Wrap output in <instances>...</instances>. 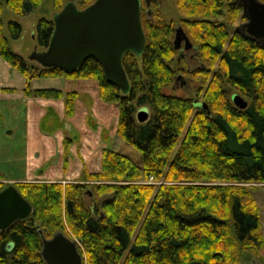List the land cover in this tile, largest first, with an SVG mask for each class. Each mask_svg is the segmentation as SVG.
Instances as JSON below:
<instances>
[{"label":"trees","instance_id":"obj_1","mask_svg":"<svg viewBox=\"0 0 264 264\" xmlns=\"http://www.w3.org/2000/svg\"><path fill=\"white\" fill-rule=\"evenodd\" d=\"M42 1L4 4L23 16ZM51 1L60 11L68 0ZM72 1L84 8L94 0ZM176 1L180 12L191 16L181 25L202 65L194 72L207 78L208 67L218 61V71L199 88L198 101L206 107L162 91L173 86L178 50L172 42L175 25L157 12L140 8L145 47L140 55L122 57L127 92L107 80L92 57L70 71L29 64L10 48L0 19V56L25 77V95L63 99L68 117L76 91L32 89L29 81L61 74L96 80L99 98L118 103L115 133L141 156L137 164L104 147L98 170L65 183H8L4 180L21 179L23 170L6 175L0 169V190L12 184L31 205L28 217L0 228V264H47L40 254L42 239L59 231L78 241L82 264H241V252L262 246L258 206L243 183L264 181V44L237 31L229 36L226 23L213 19L225 15L233 21L242 11L238 0ZM7 28L10 38L20 37L17 21H8ZM52 30V19H38L42 50ZM231 89L246 99V107L233 104ZM143 106L149 115L139 121L136 111ZM43 121L48 131L60 128L62 119L49 111ZM148 178L162 181L143 182Z\"/></svg>","mask_w":264,"mask_h":264},{"label":"water","instance_id":"obj_2","mask_svg":"<svg viewBox=\"0 0 264 264\" xmlns=\"http://www.w3.org/2000/svg\"><path fill=\"white\" fill-rule=\"evenodd\" d=\"M152 1L145 0L147 6ZM141 0H94L78 8L68 0L53 21V30L46 49L34 51L29 58L43 68L57 67L63 71L75 69L86 58H94L102 67L107 80L123 92L129 81L122 65L126 52L140 55L145 47V35L140 18ZM242 12L247 20L242 27L247 34L264 44V3L259 0H241ZM173 46L188 50L193 46L181 25L174 28ZM233 104L238 108L247 105L246 99L234 92ZM195 107H206L203 101H194ZM148 108L137 109L139 121L147 119ZM31 213V205L12 184L0 190V228L8 227L17 219ZM78 241L62 232L42 239L40 254L47 264H82Z\"/></svg>","mask_w":264,"mask_h":264},{"label":"rangeland","instance_id":"obj_3","mask_svg":"<svg viewBox=\"0 0 264 264\" xmlns=\"http://www.w3.org/2000/svg\"><path fill=\"white\" fill-rule=\"evenodd\" d=\"M264 1V0H262ZM0 19L2 21V29L4 34L8 37L9 39V46L10 48L16 52L17 54L21 55L26 61L31 64V65H37L35 61L31 60L29 58V55L34 52V51H41L42 48L37 44L36 41V24L39 18L45 17L46 19H53L56 10L52 6V1L51 0H43L41 4L28 12L27 14L20 16L14 13L11 9H9L5 4L4 0H0ZM140 7L143 12H148L149 15L151 12H157L159 14V17L163 19L164 21H172V23L177 26L181 25L183 19H191V16H186L183 13L180 12L178 6H177V1L176 0H157V1H152L149 6L146 5L145 0H141L140 2ZM214 20L221 21L226 23V28L228 31V35L230 36L234 31L235 27L240 25L241 23L245 22V17L242 15V11L239 10L234 18L233 21H228L226 19V16H217L213 18ZM10 20H15L21 25V35L17 39H12L10 38L8 28H7V23ZM182 26V25H181ZM194 43V42H193ZM177 57V60H176ZM0 56V86H10L7 84H10L8 82L11 81V86H15L17 91L16 94L10 95L12 96L13 99H21L22 94H21V89L25 87L26 79L25 77L15 68H10V70H5L3 67H11L10 65ZM173 67L177 70L175 74V80L173 83V86H166L162 89L164 93L167 94H173L176 96L180 97H187L191 98L192 100H202V90L208 83L210 77L214 74V72L218 71V61L215 62V64L211 68L210 72L207 76V78H203L202 75H199L198 73L194 72L199 67H201V63L199 62L198 59V54L196 52V47H192L191 49L185 50L183 49V46L180 50H178V55L175 56V59L173 61ZM206 67H204L205 69ZM69 77V76H68ZM74 78V77H71ZM91 79V78H89ZM8 80V82H7ZM94 83H96L97 89H98V82L94 79H92ZM68 78L64 75H58L54 77H41V78H32L29 81V87L30 88H56V89H61V88H73L70 87V82H68ZM199 88H201V92H199ZM232 92H237L235 89L230 90V94ZM23 93V89H22ZM80 94L77 92V97ZM9 95L0 94V111L1 112V119H0V125H1V130L4 132L7 128L11 127V130L13 132L17 128H21L24 125V107L21 106V103H18V101L13 102V110L15 116L12 114V111L10 110L11 106L9 105V101L4 102V98L9 99ZM76 97V99H77ZM19 99V100H20ZM56 99V98H54ZM61 99V98H57ZM63 100V99H61ZM102 100V99H101ZM103 101V100H102ZM83 106H80L76 108L78 109H86L89 112L90 118H94V113L92 109H90V104L89 102L82 101ZM107 102V101H105ZM64 103V100H63ZM107 105H112V110L107 108L105 112L108 114L109 118L111 117L112 119V125L114 126V134L115 138H109V141L107 143V147L112 148L114 150H117L120 153H123L127 156H129L134 162L137 164H141V156H140V151L133 146L132 144H129L125 142L120 136H118L115 133V126L117 122V117H118V103L117 102H108ZM64 106V104H63ZM16 107V108H15ZM109 107V106H108ZM3 108V109H2ZM85 110V111H86ZM47 111V110H46ZM64 111V108H63ZM59 112V111H58ZM60 113V112H59ZM46 114V112H45ZM59 116V114L57 113ZM13 119V126H11V121L9 120ZM61 115L59 116V119H61ZM63 116L61 123L62 130V136L59 133H56V131L59 129H49L48 131L44 129V122H41L39 119L38 121V126L40 129L41 133L44 134H49L51 135V138L54 139L55 145H51L53 150H54V156H60L62 157V153L57 151L58 145L59 144H65V140L63 139V129L65 127L68 128V122L70 123V120ZM80 123V119L78 120ZM91 122V121H90ZM103 136H104V131ZM65 136H68L69 133L67 130H65ZM7 134H2V137L5 138ZM95 136H97V132L95 133ZM71 137V136H70ZM73 138V137H72ZM1 140H3L1 138ZM73 145L70 146L68 150V155H73L74 148H80V145L82 144L81 141V136L80 133L77 132V137L75 139H72ZM54 144V143H53ZM54 162L55 159L53 158ZM76 163V162H74ZM52 164L48 163L47 165ZM14 166L9 165L6 168H2L1 173H4L6 175H12V174H17L21 172L22 169H20L16 163L13 164ZM71 166V162L69 164ZM47 167V166H46ZM78 170H82L79 167H77ZM72 170V169H71ZM83 171H88L86 169L81 171L80 176H77L78 173L76 172L75 175L65 173V178L66 181H75V180H80ZM92 171V170H90ZM69 172V171H68ZM71 173V172H70ZM45 175L40 178L39 176L34 177L33 180H46L44 179ZM151 182H148V181ZM5 182L10 183V179L4 180ZM47 181V180H46ZM51 181V180H48ZM55 181V180H52ZM57 181V180H56ZM162 181H155L154 179L148 178V180H145L144 182L146 183H155L158 184ZM61 182V181H60ZM62 182V183H65ZM243 185L250 191L252 194L253 198L255 199L257 206H258V211H259V217H260V228L259 232L263 238V244L262 246L256 251L252 250H245L241 252L240 257H241V264H264V181L262 182H245Z\"/></svg>","mask_w":264,"mask_h":264},{"label":"crops","instance_id":"obj_4","mask_svg":"<svg viewBox=\"0 0 264 264\" xmlns=\"http://www.w3.org/2000/svg\"><path fill=\"white\" fill-rule=\"evenodd\" d=\"M10 68L13 67H3V69L7 71L10 70ZM66 77L69 80L68 82H70V87L73 88L66 87L60 90L76 91L80 95L75 99L73 114L66 117L68 121L70 120V123L68 122V128L65 124L63 126L65 127L63 129V139L66 144H59L57 149V151L62 153V157L54 156V150L51 145H55V141L51 138V135L40 132L38 121L40 119L41 122H43V120L47 118L49 111L56 114L58 113L59 116H62V119L64 116L63 100L27 96L24 92L22 93L23 88L21 89L23 97L17 100L10 96L16 94L17 91L15 86H11L13 85L11 81L8 82L7 80V82L10 83L7 85L10 86H0V88H8L0 90V94L3 93L10 96L9 99L4 98V102L9 101L12 114L15 116L13 102L18 101V103H21V106L24 107L25 116L23 117V127L20 129L17 128L14 132L11 130V127L3 132L0 125V169L6 168L9 165L14 166L13 164L16 163L17 166L23 170L21 179L10 181H30L33 180L34 177L39 176L42 178V176L45 175L44 179L47 181L57 180L65 182V173L75 175L77 172V176H80L81 171L84 169L88 171H96L99 169L101 150L107 147L106 145L109 138H115L112 118H109L108 114H106L107 112H105L107 108L112 110V105H107L108 102L102 101L99 98L96 83H94L92 79ZM82 101L89 102L90 109H92L94 113V118H90L89 112L86 109L76 110V108L84 105ZM1 112L2 111H0V119ZM79 119L80 123L78 122ZM9 120L11 121V126H13V119L9 117ZM60 129L62 130V128H59L56 133L62 136ZM65 130L69 133L68 136H65ZM102 131H104V136ZM77 132L80 133L82 144L79 149L77 147L74 148L73 155H68V150L70 146L73 145L72 139L77 137ZM96 132L97 136H95ZM3 133L7 134L5 138L2 137ZM1 138L3 140H1ZM50 161L52 164L47 165ZM70 162L71 166H69ZM77 167L82 170H78Z\"/></svg>","mask_w":264,"mask_h":264},{"label":"flooded vegetation","instance_id":"obj_5","mask_svg":"<svg viewBox=\"0 0 264 264\" xmlns=\"http://www.w3.org/2000/svg\"><path fill=\"white\" fill-rule=\"evenodd\" d=\"M239 1V3H240V5H241V0H238ZM259 1H261V2H263L264 3V1H262V0H259ZM241 8H242V5H241ZM244 14V13H243ZM245 19L247 20V17L245 16ZM245 20V21H246ZM244 23V22H243ZM242 25V23L240 24V25H238V26H236L235 27V31H237V32H241L243 35H247V36H249L248 34H247V32H246V30L241 26ZM251 37V36H250Z\"/></svg>","mask_w":264,"mask_h":264},{"label":"built area","instance_id":"obj_6","mask_svg":"<svg viewBox=\"0 0 264 264\" xmlns=\"http://www.w3.org/2000/svg\"><path fill=\"white\" fill-rule=\"evenodd\" d=\"M150 179H152V178H150ZM148 182H151V181L149 180Z\"/></svg>","mask_w":264,"mask_h":264}]
</instances>
